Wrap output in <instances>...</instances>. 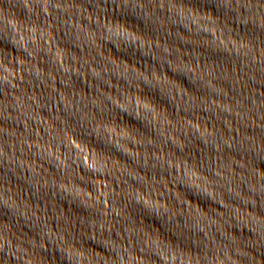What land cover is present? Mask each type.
<instances>
[{
  "label": "water",
  "instance_id": "water-1",
  "mask_svg": "<svg viewBox=\"0 0 264 264\" xmlns=\"http://www.w3.org/2000/svg\"><path fill=\"white\" fill-rule=\"evenodd\" d=\"M0 264H264V0H0Z\"/></svg>",
  "mask_w": 264,
  "mask_h": 264
}]
</instances>
